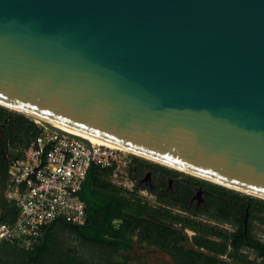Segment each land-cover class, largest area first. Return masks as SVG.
<instances>
[{"label": "water", "instance_id": "water-1", "mask_svg": "<svg viewBox=\"0 0 264 264\" xmlns=\"http://www.w3.org/2000/svg\"><path fill=\"white\" fill-rule=\"evenodd\" d=\"M0 101L262 197L264 0H0Z\"/></svg>", "mask_w": 264, "mask_h": 264}, {"label": "rangeland", "instance_id": "rangeland-1", "mask_svg": "<svg viewBox=\"0 0 264 264\" xmlns=\"http://www.w3.org/2000/svg\"><path fill=\"white\" fill-rule=\"evenodd\" d=\"M0 112L15 117L21 114V112L2 104H0ZM26 116L31 118L28 115ZM36 123H38V125H43L37 121ZM134 160L150 164L156 169H159V167H167L178 174L202 180L204 186L218 191L229 199L226 200L215 195L207 197L214 200L215 203L229 202V209L232 207L230 205L232 203L231 198L234 199V197L243 196L248 201V195L251 196V211L249 218L250 230L254 236L261 238V240L264 241L263 197L250 195L238 189L222 185L215 181L199 177L192 173L170 167L139 155L134 156ZM107 181H109L112 188L115 190L116 194H114V197L116 199L124 205L145 214V217H143L142 220H138L134 215L128 213H121L113 218V231L116 232V229H124L126 235L132 239L134 246H119L117 243L108 245L94 240L79 238L74 230L67 227L62 228V225L58 222L54 226V239L51 242L52 246L50 247L48 254L51 252L55 256L59 254L65 258H75L81 262L80 264H236L234 262L249 261H261L259 264H264V259H250L249 255H257H255L254 251H251V249L248 248L245 249L250 251V253H246V251H241L240 254L231 253L229 256L230 259L228 260V258H225L226 254H224V256L222 255L226 250V243L213 244L208 240L211 235L207 223H210L211 220L225 223L226 218H223L218 214L209 213L208 211H199L197 212V215L193 217L182 212V214H179L175 212L176 209L173 208L165 211L163 210V205L156 202L154 193H152L153 195L150 197L141 196L140 190L144 187H137L135 185L136 181L127 178L125 175H119L116 182L113 179V182H110L109 179ZM119 182L122 184L120 185ZM144 190L147 192L146 189ZM84 192L86 197L90 199L92 203L98 202L103 205L108 202V199L103 192L97 191L94 193L92 191L91 180L85 186ZM112 204L114 205V203ZM172 207L178 208L179 206L173 205ZM91 212H95L93 207H91ZM115 218L119 219V226L116 224L117 221ZM160 219L164 220L168 225L169 223L175 225L177 221L183 222L182 227H187L189 229V234L174 233L171 227L169 229H164L159 224L150 222L152 220L158 221ZM168 225L166 227H169ZM80 231L86 233V226L82 225ZM162 233L165 234L164 237L160 236ZM80 235L82 236V234ZM179 235H181L183 239L186 238V240L184 242H176L175 239H177V236ZM218 235L219 238H222L226 234L220 233ZM191 245L197 246V249L194 250L191 248ZM3 246H5V244H0V248ZM202 246L205 249L202 248ZM210 246H214L216 250L219 248L220 251L217 250L214 254H211L207 251ZM223 247H225L224 251H222ZM198 251L203 252L198 253ZM0 264L9 263H5V260L3 261V256H1Z\"/></svg>", "mask_w": 264, "mask_h": 264}, {"label": "built area", "instance_id": "built-area-1", "mask_svg": "<svg viewBox=\"0 0 264 264\" xmlns=\"http://www.w3.org/2000/svg\"><path fill=\"white\" fill-rule=\"evenodd\" d=\"M135 154L98 142H87L42 125L23 156L12 159V188L19 206L14 222L0 220V242L33 247L44 226L58 218L72 224L88 220L82 193L93 164L127 175Z\"/></svg>", "mask_w": 264, "mask_h": 264}, {"label": "flooded vegetation", "instance_id": "flooded-vegetation-1", "mask_svg": "<svg viewBox=\"0 0 264 264\" xmlns=\"http://www.w3.org/2000/svg\"><path fill=\"white\" fill-rule=\"evenodd\" d=\"M126 177L136 181L135 185L137 187H144L140 190L141 196L150 197L153 195L152 193H154L156 202L160 205H163V207L165 208H163V210L165 211L173 208L176 209L175 212L179 214L184 213L192 217L196 216L197 212L199 211H208L209 213L218 214L223 218H226L225 223L211 220V222L207 223V225L210 229L211 235L208 240H210L211 243H226V250L222 255L224 256V254H226L225 258H228V260L230 259L229 256L231 253L240 254L241 251L250 253V251H247L245 248L251 249V251H254L255 255L258 256L257 257L249 255L250 259H264V247L260 248L259 246L251 244L252 242H257L260 245L262 243L264 244V241L261 240V238L254 236L250 230L249 218L251 211V196L248 195V201L243 196L234 197V199L231 198L233 204H230L232 207L231 209H229V202L226 201L224 203H215L214 200L207 197L215 195L226 200L229 199L223 196L218 191L204 186L202 180L178 174L177 172L167 167H159V169H156L150 164L135 160H133L132 166L129 168V172ZM117 178L115 179V182ZM121 184L122 183H120V185ZM144 189H146L147 192ZM173 205H178L179 207L174 208L172 207ZM247 209L249 211V214L248 219L246 220ZM135 212L137 214L132 213L131 215H134L138 220H142V218L145 217V214H143L142 212L138 210H136ZM115 219L117 221L116 224L118 225L119 219ZM150 222L159 224L164 229H169L171 227L174 233H184L185 235L189 234V229L187 227H182L183 222L181 221H177L175 225L171 223H169L168 225L164 220L161 219L158 221L152 220ZM167 225L169 227H166ZM219 232L225 233L226 235L224 237L226 238H219ZM160 236L164 237L165 234L162 233ZM117 237L118 235H113L114 239H116ZM175 240L176 242H184L186 238L183 239L182 236L179 235ZM129 246H134V243L132 242ZM191 248L195 250L197 249V246L191 245ZM202 248L204 247L202 246ZM224 249L225 247H223L222 251H224ZM217 250L220 251L219 248H217ZM217 250L216 248H214V246H210L209 250L207 251L211 254H214ZM234 263L259 264L261 263V261Z\"/></svg>", "mask_w": 264, "mask_h": 264}, {"label": "trees", "instance_id": "trees-1", "mask_svg": "<svg viewBox=\"0 0 264 264\" xmlns=\"http://www.w3.org/2000/svg\"><path fill=\"white\" fill-rule=\"evenodd\" d=\"M11 118L22 119V124L20 125L28 123V125L32 127L36 126V131H34L36 134L42 128V125H38V123H36L34 119L27 117L22 112L17 117L11 115ZM11 130L12 129H10V132ZM111 172L112 169H109L107 170L106 174H110ZM94 173L97 174L98 170L97 172L95 171ZM90 180L92 186L96 184V179L93 176ZM92 191L94 193H96L97 191L103 192L106 195V198L108 199V202L102 205L98 202L92 203L90 199L84 196V198L89 203V207H90L89 218L92 220V223H90V219L88 218L85 224H72L66 222L64 225L61 224L62 228L64 227L70 228L72 230L77 231L79 235L82 234V236L88 240H94V241L106 243L108 245L110 244L112 245L115 243H117L119 246L131 245L132 239L126 235V231L124 229L122 230L116 229V232L113 231L112 228V226L114 225L113 218L120 215L121 213L129 212L128 214L131 215L132 213H136L135 212L136 210H133L129 206L124 205L114 197L115 196L114 194H116V192L112 188V185L109 183V181L97 189L92 188ZM112 203H114V205ZM91 207L94 208L95 210L94 213L91 212ZM16 218L13 221H15ZM58 219L60 220L62 218H58ZM82 225L86 226L87 228L86 233L80 231V227ZM44 230H46L44 238L42 237L39 243L34 245L33 248L19 246L17 244L6 241L0 242V244H5V246L0 248V257L3 256V261L5 260V263L8 262L9 264H80L81 263L79 260L75 258L73 259L65 258L64 256H61L59 254L55 256L51 252L50 254H48L50 247L52 246L51 242L54 239V221L52 222V224L45 225ZM115 234L118 235L116 239L113 238V235ZM251 244L255 246H259L260 248L264 247L263 243L260 245L257 242H252ZM201 252L198 251V253Z\"/></svg>", "mask_w": 264, "mask_h": 264}, {"label": "crops", "instance_id": "crops-1", "mask_svg": "<svg viewBox=\"0 0 264 264\" xmlns=\"http://www.w3.org/2000/svg\"><path fill=\"white\" fill-rule=\"evenodd\" d=\"M20 124H22V119H12L9 114L0 112V220L7 222H14L13 220L17 215H19V206L15 199V191L12 188L13 174L11 171L10 163L12 159L24 155L27 145L29 144L30 140L36 135V133L34 132L36 131V126L32 127L28 125V123H25L23 125ZM10 129H12L13 131L11 130L10 132ZM109 169L110 168L100 167L93 164L88 179L85 180V183L83 185L82 193L85 194V186L90 181L92 176L96 179V184L92 186V188L94 189H97L107 183L108 179L111 182V173L106 174L107 170ZM97 170L98 173L95 174L94 172H97ZM58 222H60V224L62 225L66 223L63 219H58L54 221V226ZM75 232L77 233V231ZM77 236L79 238L86 239L78 233Z\"/></svg>", "mask_w": 264, "mask_h": 264}, {"label": "bare ground", "instance_id": "bare-ground-1", "mask_svg": "<svg viewBox=\"0 0 264 264\" xmlns=\"http://www.w3.org/2000/svg\"><path fill=\"white\" fill-rule=\"evenodd\" d=\"M0 104L4 105V106H6V107H9V108H11V109L17 110V111H19V112H22V113H24V114L30 116L32 119L36 120V121L39 122V123H42V122H48V120H47L46 118H44V117H42V116H40V115L33 114V113H29V112H24L23 110L18 109L17 107H14L13 105H9L8 103H5V102H3V101H0ZM60 126H61L63 129H65L66 131H68V132H71V133H74V134H79V135H84V136L87 137L91 142H98V143L105 144V145H108V146H111V147H116V148L122 149V150H124V151H128V152H131V153H133V154H136V155H139V156L145 157V158H147V159H150V160H153V161H157V162L163 163V164H165V165H168V166H171V167H174V168H177V169H180V170H183V171H186V172L192 173V172L187 171V170H185V169H183V168H180V167H177V166L172 165V164H170V163H167V162L161 161V160L156 159V158H154V157H151V156H149V155H147V154H144V153H142V152H139V151L133 150V149H131V148H129V147H126V146H124V145L118 144V143L113 142V141H111V140L105 139V138L100 137V136H98V135L91 134V133H83V132H81V131H79V130H76V129L72 128V127H69V126H67V125H60ZM192 174L197 175V176H199V177H203V178H206V179L212 180V181H215V182H217V183H220V184H222V185H225V186H228V187H231V188H234V189H238V188H235V187H233V186H231V185H227V184L221 183V182H219V181H216V180H213V179H210V178H207V177H204V176L198 175V174H196V173H192ZM238 190H240V191H242V192H245V193H249V194H251V195L261 196V195H258V194H256V193H253V192H251V191H247V190H243V189H238ZM262 197H264V196H262Z\"/></svg>", "mask_w": 264, "mask_h": 264}]
</instances>
